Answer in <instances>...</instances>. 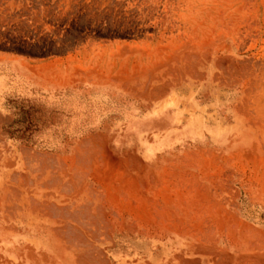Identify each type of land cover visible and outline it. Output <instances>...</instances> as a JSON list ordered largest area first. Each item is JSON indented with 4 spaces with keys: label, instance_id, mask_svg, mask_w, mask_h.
<instances>
[{
    "label": "rangeland",
    "instance_id": "374dc122",
    "mask_svg": "<svg viewBox=\"0 0 264 264\" xmlns=\"http://www.w3.org/2000/svg\"><path fill=\"white\" fill-rule=\"evenodd\" d=\"M216 55L247 59L248 66L218 87L210 77L220 72ZM191 61L195 78L177 73ZM245 68L258 75L257 103L254 93L247 104L233 88L248 81ZM178 78H185L180 86ZM263 80L264 0H0V105L38 108V129L54 137L53 158L88 162L71 179L82 189L76 201L89 219L102 216L101 202L115 187L117 197L137 204L128 207L138 206L131 212H143L142 221H124L108 205L105 211L113 230L118 223L136 225L131 247L148 254L141 263L198 244L187 237L167 241V228L235 254L252 242L264 255V130L249 129L247 118L264 126ZM185 84L194 90H179ZM14 90L23 92L21 101L11 97ZM124 158L145 165H122ZM128 175L158 180H149L151 186ZM126 184L143 196L121 195Z\"/></svg>",
    "mask_w": 264,
    "mask_h": 264
},
{
    "label": "crops",
    "instance_id": "0c3cea01",
    "mask_svg": "<svg viewBox=\"0 0 264 264\" xmlns=\"http://www.w3.org/2000/svg\"><path fill=\"white\" fill-rule=\"evenodd\" d=\"M10 95L21 101L23 92ZM38 128V108L0 105V264H135L148 259L145 251L131 247L136 225L118 224L113 230L100 219L72 218V211L88 210L80 208V186L71 182L87 165L81 158H53L54 137ZM113 236L116 244L111 245Z\"/></svg>",
    "mask_w": 264,
    "mask_h": 264
},
{
    "label": "bare ground",
    "instance_id": "6f19581e",
    "mask_svg": "<svg viewBox=\"0 0 264 264\" xmlns=\"http://www.w3.org/2000/svg\"><path fill=\"white\" fill-rule=\"evenodd\" d=\"M244 8V7H243ZM253 8V7H252ZM246 9V8H245ZM254 9V8H253ZM249 12V11H248ZM252 18V17H251ZM253 23V22H252ZM247 24V23H246ZM241 25V24H240ZM221 35V34H220ZM219 47V46H218ZM214 48V47H213ZM211 50H213L212 48H211ZM216 51H217V49H216ZM220 51H221V49H220ZM222 51H223V49H222ZM210 52V54L211 53H213V51H209ZM217 53V52H216ZM189 54V53H188ZM191 54V53H190ZM189 54V55H190ZM220 54V53H219ZM212 55V54H211ZM225 55V54H224ZM215 56V58L212 60V63H213V65H214V67L216 68V69H219L220 70V72H218L217 74H214V75H210V77H212V79H214L213 81H215V82H219V84H217V86L219 87V86H221V84H222V82H223V80L225 81V79H226V76H230V75H233V74H236V75H238V78L239 77H241V73H242V71H243V69L242 68H244L243 66H248L247 65V63H248V61H247V59H244V60H246V61H244V62H242V64L241 63H239L238 61H235V59L234 58H232V57H226V56ZM238 59H239V57H237ZM176 60H177V58H175ZM176 60H175V63H176ZM178 62V61H177ZM245 62H247L246 64H243V63H245ZM250 62H251V60H250ZM176 65V64H175ZM178 65V64H177ZM181 65V64H180ZM250 66V65H249ZM173 67V66H172ZM175 67V66H174ZM175 68H177L178 69V67H175ZM174 68V69H175ZM248 68H250V67H247V69ZM176 69V70H177ZM178 72L177 73H179V74H181V76H184V77H189V76H191V77H194L195 78V75H196V70H195V67L193 66V62L191 61V62H188L186 65H185V67H180L178 70H177ZM173 72H175V71H173ZM172 72V73H173ZM245 73H246V75H248L249 76V78H247L248 79V81H246V80H242L243 81V84H235V85H233V88H235L236 90H238V92L239 93H242V94H244V99H246L247 101H245L247 104H249V100H250V98L252 97V95H253V93H254V95H255V91H254V89L256 88V86H257V84H255V82L258 80V75H257V73L255 72V71H253V70H246V68H245ZM175 75H177L176 73H174ZM205 75H206V73H204ZM203 74V75H204ZM217 75V76H216ZM180 75H179V77H181ZM243 76V75H242ZM177 77H178V75H177ZM176 77V78H177ZM247 77V76H246ZM206 78V77H205ZM243 78V77H242ZM179 79V78H178ZM182 79V78H181ZM191 79V78H190ZM193 79V78H192ZM203 80H204V77L202 78ZM201 79V80H202ZM243 79H245V78H243ZM180 80V79H179ZM184 80H185V78H184ZM183 80V81H184ZM206 80V79H205ZM182 81V82H183ZM236 81V80H235ZM264 81V80H263ZM180 82H181V80L179 81V86H180ZM181 82V83H182ZM186 82H189V81H186ZM232 83V82H231ZM190 84V83H189ZM193 85V84H192ZM256 85V86H255ZM170 85H168V87H169ZM225 86H227L226 85V83L224 82V84H223V87L224 88H227V87H225ZM150 87H152V86H150ZM163 87V86H162ZM171 87V86H170ZM264 87V86H263ZM262 87V89H264ZM166 88V87H165ZM173 88V87H172ZM134 89V88H133ZM136 89V88H135ZM134 89V91H137V90H135ZM189 89L192 91V90H194V89H192V88H190V86H186V84L183 86V87H180L179 88V90H181V91H183V92H185V91H189ZM148 90V89H147ZM166 90V89H165ZM164 90V91H165ZM133 91V90H132ZM139 91V90H138ZM161 91L163 92V90L161 89ZM160 91V92H161ZM259 91H261V89H259ZM146 92V91H145ZM149 92V91H148ZM160 92H158V93H155V94H153L154 96H156V95H158V94H160ZM166 92V91H165ZM175 89H171V92H170V94H171V98L175 95ZM134 93V92H133ZM138 93V92H137ZM147 93V92H146ZM164 93V92H163ZM206 93V92H205ZM218 94H220L219 92H217ZM217 94V95H218ZM259 94H260V96H259ZM147 95H149V94H147ZM202 95V94H201ZM153 96V97H154ZM161 96H163V95H161ZM165 96V95H164ZM203 96V95H202ZM257 95H255V97H253L256 101H255V103H257V97L259 96V97H261V93H258V96L256 97ZM160 97V96H159ZM206 97V96H205ZM152 98V97H151ZM252 98V99H253ZM155 101H156V99H154ZM162 102V101H161ZM251 102H253V101H251ZM251 102H250V104H251ZM158 104H159V102H158ZM243 104H244V102H243ZM244 105H246V104H244ZM247 106V105H246ZM155 107V106H154ZM156 107H158V106H156ZM186 109H188V108H186ZM189 110V109H188ZM151 112H152V110H151ZM253 113V112H252ZM242 114H244V112H242ZM247 115H250V114H247ZM256 115H257V113H256ZM248 118V120L249 121H251V122H249V121H247V122H249L250 124H248V127H249V129H259V130H264V126H262V125H260L259 124V121L257 120V118H254V117H252V116H248L247 117ZM184 120H185V118H184ZM189 120L191 121L192 120V118H189ZM198 120V119H197ZM186 125V124H185ZM244 133V132H243ZM239 135V134H238ZM127 136V135H126ZM246 136V135H245ZM185 137H187V136H185ZM203 137V136H202ZM229 137V136H228ZM237 137V136H236ZM158 139V138H157ZM224 139H225V137H224ZM103 142V141H102ZM105 146V145H104ZM207 153V152H206ZM82 159V158H81ZM87 159V158H86ZM89 159V158H88ZM99 159V158H98ZM84 160V159H83ZM92 160H93V158H92ZM92 160L90 159V161L92 162ZM100 160V159H99ZM101 160L103 161V159L101 158ZM100 160V161H101ZM105 160H106V158H105ZM113 160V159H112ZM111 159H110V161H112ZM125 160V161H124ZM124 160H122L121 162H122V165L123 164H130V163H134V164H137V165H145V163H143V160L142 159H138V158H124ZM95 161V160H94ZM99 161V162H100ZM109 161V162H110ZM115 161H117L116 159H114V163H115ZM85 162H87V161H85ZM96 162V161H95ZM98 162V163H99ZM105 162V161H104ZM104 162H100V163H104ZM108 162V163H109ZM117 162H119V161H117ZM88 163V162H87ZM86 163V164H87ZM90 163V162H89ZM99 163V164H100ZM110 163H113V162H110ZM84 164V163H83ZM91 165V164H90ZM117 166H118V164H116ZM121 165V166H122ZM108 166H110V164L108 165ZM114 166V165H113ZM119 167V170H120V168H123V167ZM109 169H112V167L111 168H109ZM115 169V168H114ZM124 169H127V168H123V170ZM110 171V170H109ZM113 173L114 174H109V175H112V177L113 176H115V172H114V170H113ZM22 174V173H21ZM129 174V173H128ZM75 175V174H74ZM109 175L107 174V178L109 177ZM124 175V174H123ZM22 176V175H21ZM78 176V175H77ZM79 176H80V174H79ZM127 176V175H126ZM129 177H131V178H133V180H131V181H134V180H140V182H142V184L143 183H145L146 181H147V178L144 176V177H134V176H129L128 175V178ZM78 178V177H77ZM76 178V179H77ZM124 178H125V176H124ZM123 178V180H126V178L124 179ZM73 179H75V177L73 178ZM73 179H71V182H72V180ZM81 179H83V177L81 178ZM153 181L155 180V181H157L158 180V178H154L153 179V177L151 178ZM150 178L148 179V183L150 182L149 180H151ZM157 179V180H156ZM78 180V179H77ZM151 180V181H152ZM111 181V180H110ZM138 181H136V182H138ZM152 181V182H153ZM154 181V182H155ZM29 182V181H28ZM32 182V181H31ZM75 182V181H74ZM81 182V181H80ZM146 182V183H147ZM152 182H150V185H151V183ZM153 182V184H155ZM30 183V182H29ZM78 183H79V180H78ZM74 184H76V183H74ZM134 184V183H133ZM166 184V183H165ZM127 186H125V185H123V187H125V189H124V191H123V193L121 194V195H124V192L125 191H127L128 193L127 194H130V195H134V194H138V195H142L143 196V191H141V190H138L137 188H135V190L133 189V186H130V185H128V184H126ZM83 186V185H82ZM91 186V185H90ZM114 186H115V184H114ZM136 186V185H135ZM138 186H139V184H138ZM152 186V185H151ZM167 187V186H166ZM87 188V187H86ZM85 188V189H86ZM92 188H94V187H92ZM91 188V189H92ZM111 188V187H110ZM80 190V192H81V188H79ZM90 188L88 187V190H89ZM95 189V188H94ZM93 189V190H94ZM88 190H86V191H88ZM91 193H92V190H89ZM88 191V192H89ZM95 191V190H94ZM93 191V192H94ZM97 191V190H96ZM95 191V192H96ZM120 191H121V189L120 188H114V190H110V193L108 194L111 198H110V200H107V201H102L101 202V200H100V202H101V206H100V209H101V211H99V213L100 212H102V216L100 217L101 219H103V218H105V219H107L106 217L108 216V215H110V210H113V211H116V213H117V215H119V217L121 218V219H123L124 221L126 220V219H130L131 220V222H133L132 220H136V219H140L141 221L143 220V219H145L144 218V216H143V212H141V213H138V212H134L133 214H132V212H131V209H133V210H138V211H140V209L138 208V206H130V207H128L129 205H137V204H132V202H130L129 201V199H127V197L125 196H122V197H117V196H119V195H117V193L119 194L120 193ZM94 192V193H95ZM82 193V192H81ZM85 194H86V192H84ZM145 193V192H144ZM171 193V192H170ZM102 194V193H101ZM171 194H173V193H171ZM89 196L91 195V194H88ZM162 195V194H161ZM174 195V194H173ZM95 196V195H94ZM93 196V197H94ZM101 196H103V195H101ZM146 196V195H145ZM73 197V196H72ZM91 197V196H90ZM99 197V196H98ZM147 197V196H146ZM157 197V196H156ZM167 198V197H166ZM103 199V198H102ZM152 199V198H151ZM173 199V198H172ZM91 200V199H90ZM160 200V199H159ZM174 200V199H173ZM177 200V199H176ZM132 201V200H131ZM178 201V200H177ZM62 202V201H61ZM85 202H87V201H85ZM134 202V201H133ZM149 202H150V199H149ZM163 202V201H162ZM38 203V202H37ZM42 203V202H41ZM46 203V202H45ZM52 203V202H51ZM93 203V202H92ZM134 203H136V202H134ZM153 203H155V204H157V203H159V201L156 199V198H154L153 199ZM176 203V202H175ZM32 205V204H31ZM84 205H87L86 203L84 204ZM88 205H91V204H88ZM100 205V204H99ZM105 205H108V206H110L109 208H110V210H108L110 213H107L106 211H105ZM139 205H140V203H139ZM142 205V204H141ZM37 206V205H36ZM39 206V205H38ZM46 206V205H45ZM49 206V205H48ZM54 206V205H53ZM92 206V205H91ZM50 207V206H49ZM57 207V206H56ZM61 207V206H60ZM112 207V208H111ZM176 207V206H175ZM216 207V206H215ZM39 208V207H38ZM96 208V207H95ZM98 208V207H97ZM180 208V207H179ZM221 209L223 208V207H220ZM99 209V210H100ZM200 209V208H199ZM97 210V209H96ZM107 210V209H106ZM201 210H204V209H201ZM43 211V210H42ZM53 211V210H52ZM155 211V210H154ZM174 211H176V210H174ZM173 211V212H174ZM196 210H194V212H195ZM205 211V210H204ZM207 211V210H206ZM54 212V211H53ZM86 212V211H85ZM85 212H83V211H81V215L80 214H78V216H76L75 217V215H73L72 214V217L73 218H86V217H88V216H91L90 214H91V212L89 213V215H88V213L86 214ZM125 212H128V216H125L124 215V213ZM48 213V212H47ZM52 213V212H51ZM77 213H79V212H77ZM136 213H137V215H136ZM162 213V212H161ZM160 213V214H161ZM187 213V212H186ZM191 213V212H190ZM190 213H187V214H190ZM200 212H199V210H198V214H199ZM138 214H140V215H138ZM164 214V213H163ZM184 214V213H183ZM231 214V213H230ZM49 215V214H48ZM94 216H96V215H94ZM93 216V217H94ZM150 216V215H149ZM187 216V215H186ZM209 216V215H208ZM51 217V216H50ZM64 217V216H63ZM71 217V216H70ZM92 217V218H93ZM154 217V216H153ZM156 217V216H155ZM190 217V216H189ZM202 217V216H201ZM204 217H205V215H204ZM211 217V216H210ZM69 218V217H68ZM91 218V219H92ZM96 218V217H95ZM99 218V219H100ZM110 218V217H109ZM108 218V219H109ZM192 218V217H191ZM71 220H72V218H70ZM88 219H89V217H88ZM100 219V220H101ZM107 219V223H109L108 221H110V220H108ZM157 220V219H156ZM170 220V219H169ZM105 221V220H104ZM117 221V220H116ZM124 221H122L123 223H125ZM171 221V220H170ZM74 222V221H73ZM121 222V223H122ZM127 222V221H126ZM194 222V221H193ZM230 222V221H229ZM154 223V222H153ZM155 223H156V221H155ZM185 223V222H184ZM211 222H209L207 225H209ZM214 223V222H213ZM117 224V223H116ZM118 224H120V223H118ZM186 224V223H185ZM188 224H189V222H188ZM236 224V223H235ZM104 225V224H103ZM198 225H199V223H198ZM237 225V224H236ZM66 226V225H65ZM80 226V225H79ZM111 226H113V225H111ZM192 225H189V227H191ZM200 226H201V224H200ZM214 226V225H213ZM226 226H228V225H226ZM235 225H233L232 224V227H234ZM170 227H171V225H170ZM199 227V226H198ZM204 227V226H203ZM202 227V228H203ZM208 227H210V226H208ZM57 228V227H56ZM62 228V227H61ZM67 228V227H66ZM71 228V227H70ZM192 228V227H191ZM206 228V227H205ZM212 228V227H211ZM168 230H167V235H166V237L165 238H168V240L167 241H173V243L176 241V240H181L182 238H191L192 240H196V242L198 241V244H196V243H191V244H193L192 246H190L189 247V249H190V251L189 252H183V251H181L180 250V252H178V249L179 248H177L174 252H172V254L170 255V257L169 258H166L165 260H161V261H158L157 263H151V262H148V263H144V262H138V261H136V262H134L135 264H264V255H262V253L260 254V253H258L257 251H256V248H254L253 246H252V242L249 244V245H247L246 247H240V250H237V251H235V252H237L236 254L235 253H230V251H227V249L226 250H222V247L221 248H219V249H221V250H219V249H217L218 247L216 246V244H214L215 246H216V249H215V246H213L214 248H212V244L210 245V246H204V245H202V241H200L199 240V238L198 237H196V235H195V237L196 238H194V236H191L190 237V235L189 234H187V235H183V234H181L180 232L178 233V232H176V231H174L173 229H171V228H167ZM200 229H201V227H200ZM209 229V228H208ZM213 229V228H212ZM144 230V229H143ZM146 230H147V228H146ZM69 231V230H68ZM141 231V230H140ZM149 231V230H148ZM197 231V230H196ZM208 231H210V230H208ZM208 231H207V233H208ZM236 231V230H235ZM67 232V231H66ZM183 232H185V230L183 231ZM203 232V231H202ZM205 232V231H204ZM212 232V231H211ZM155 233V232H154ZM201 233V232H200ZM206 233V232H205ZM206 233V234H207ZM210 233V232H209ZM215 233V232H214ZM150 235H151V232L149 233ZM195 234V233H194ZM213 234V233H212ZM73 235V234H72ZM159 235V234H158ZM202 235V234H201ZM58 236V235H57ZM104 236V235H103ZM160 236V235H159ZM159 236H157V235H155L154 236V238H158V239H160L159 238ZM212 236V235H211ZM210 236V237H211ZM144 238V235L143 234H141L140 233V238L141 239H143ZM206 237H208V235L206 236ZM214 237V235L212 236V238ZM204 238H205V236H204ZM220 238V237H219ZM239 238H240V236H239ZM153 239V238H152ZM203 239V238H202ZM208 239L210 240V238L208 237ZM220 239H222V238H220ZM217 240H218V238H217ZM248 240V239H247ZM67 241V240H66ZM71 241H72V239H71ZM199 241L200 242H202L201 244H199ZM204 241V240H203ZM222 241V240H221ZM233 241V240H232ZM250 241H252V240H250ZM249 241V242H250ZM67 242H69V241H67ZM81 242V241H80ZM162 242V241H161ZM205 242H206V240H205ZM228 242V241H227ZM241 242V241H240ZM248 242V241H247ZM73 243H74V241H73ZM79 243V242H78ZM114 243V242H113ZM185 243V242H184ZM217 243V242H216ZM161 244V243H160ZM188 244H190V243H188ZM248 244V243H247ZM168 245H171V244H168ZM219 246V245H218ZM229 246V245H228ZM240 246V245H239ZM69 247V246H68ZM175 247V246H174ZM211 247V248H210ZM261 247V246H260ZM181 249V248H180ZM158 250H160V249H158ZM184 250V249H183ZM86 252V251H85ZM157 252V251H156ZM155 252V253H156ZM85 254V253H84ZM160 254V253H159ZM48 255V254H47ZM86 255V254H85ZM84 255V256H85ZM156 255V254H155ZM78 256H80V255H78ZM81 257L82 256H80V261H81ZM89 259V258H88ZM207 259V260H206ZM154 260V259H153ZM156 260V259H155ZM86 261V259L84 260V262ZM143 261H144V259H143ZM89 262V261H88ZM156 262V261H155ZM96 263V262H95ZM94 263V264H95ZM82 264V263H81ZM85 264H86V262H85Z\"/></svg>",
    "mask_w": 264,
    "mask_h": 264
}]
</instances>
